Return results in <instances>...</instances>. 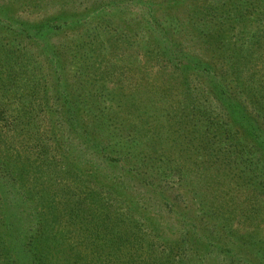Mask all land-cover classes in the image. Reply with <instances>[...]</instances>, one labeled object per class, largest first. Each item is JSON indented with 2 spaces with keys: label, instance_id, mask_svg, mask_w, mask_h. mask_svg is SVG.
Listing matches in <instances>:
<instances>
[{
  "label": "rangeland",
  "instance_id": "rangeland-1",
  "mask_svg": "<svg viewBox=\"0 0 264 264\" xmlns=\"http://www.w3.org/2000/svg\"><path fill=\"white\" fill-rule=\"evenodd\" d=\"M111 1L84 20L86 12ZM4 2L20 21L52 27L26 34L14 47L0 30V103L12 110L10 124L0 129L9 148L4 154L0 146V169L24 163L19 171H28L31 189L41 175V182L61 181L55 189L89 198L94 212L99 206L122 213L127 202L142 259L155 264H264V106L248 97L264 93L262 75L253 61L242 68L247 82L236 86L228 56L238 47L229 27L223 46L207 52L193 20L204 18L196 8L207 10L208 1ZM116 5L120 10L109 23ZM150 7L168 32L139 30L137 43L127 45L121 31L130 33L126 23L137 28ZM160 39L175 49L160 46ZM181 52L209 64L220 84L245 94L237 106L245 123L212 94L206 73L177 67ZM174 54L173 64L164 60ZM70 109L76 113L65 112ZM72 166L74 174L67 172ZM31 195L39 198L41 189Z\"/></svg>",
  "mask_w": 264,
  "mask_h": 264
},
{
  "label": "trees",
  "instance_id": "trees-1",
  "mask_svg": "<svg viewBox=\"0 0 264 264\" xmlns=\"http://www.w3.org/2000/svg\"><path fill=\"white\" fill-rule=\"evenodd\" d=\"M131 1L119 0L118 3L128 2L131 4ZM207 1V10L202 5L196 8V13L201 12L204 18L199 22L196 19L193 20L198 27L197 34L201 36L203 44L208 47L206 48L207 52L213 53L219 45L223 46L222 33L228 27L233 29L235 31L233 33L235 35L234 44L238 47V53L228 57L232 58L230 62L232 71L235 73L236 86L238 87L240 80L247 82L244 80L242 68L254 61L252 66L256 67V73L259 72L262 75L259 82L262 83L263 86L260 87L264 91V0H229L222 4L219 3L221 0ZM214 1L217 2L215 5ZM8 4L4 0H0V30H5L7 39L14 43L13 47L19 45L20 40L24 39L26 34H40L52 27L51 25H34L27 21H20L18 16L11 14L7 7ZM11 4L13 5V3ZM110 4L114 5L111 1L100 5L92 12H86L84 20L87 22L93 13L103 12ZM95 5L98 6L97 1ZM153 9L154 7L148 8V16H143L137 28H132L126 23L125 26L129 27L130 33L122 32V30L120 36L125 38L127 45L133 46L137 43L133 36H142L137 34L140 33L139 30L145 32L148 28H152L153 31L158 28L164 34L168 32V27L163 28L156 23ZM113 10V15L111 11L108 12L112 16L108 18L109 23H113L115 14L120 9L116 5ZM124 11L125 9L122 8V12ZM194 16L191 15V17ZM65 24L59 25L63 27ZM18 34L23 38L18 40ZM162 43L163 41L160 39V46H166V49L170 50L175 49V44H170V40L167 44ZM11 52L13 51L11 50ZM163 53L165 55L166 50ZM173 56V58L168 56V59L164 60L173 64L175 54ZM3 58H9V56ZM179 58L177 67L182 71L193 66L192 68L195 70L206 73L212 81V94L224 101L230 115L231 113L234 117L238 115L237 119L245 123L243 121L245 116H242L237 107L238 102L244 98V93L241 94L228 87V84H220L215 79L218 76L213 68L209 64L206 66L198 58L189 60L184 52H181ZM243 81L239 83L241 87L244 85V83L241 85ZM3 90L5 92L7 89L3 88ZM248 97L255 107L264 106V93L254 92L250 93ZM29 104L31 107V103ZM9 106L8 102L1 101L0 103V129L7 128L11 122L12 115L10 113L12 110ZM98 107L100 106L98 105ZM23 110L27 111L26 108ZM65 112L76 113L74 109ZM136 112L139 110L137 109ZM17 118L19 119V117ZM19 121L26 125L29 123L23 119ZM54 129L55 127H53ZM253 130H255L254 134L259 137L254 125ZM0 146L5 147L2 149L4 154L9 151L7 138L3 133H0ZM98 149L103 152L107 148ZM19 163L21 162L19 161ZM4 165L0 169V264H155L151 258L142 259L144 253L142 252L140 233L137 231L138 226L131 224L134 220L128 219V217L131 218L129 214L132 208L128 209L127 202L126 210L122 213L110 209L108 212L102 211L99 206L94 212L91 208L93 202L89 198L65 195L66 188H64L65 193L62 194V188L55 189L54 187L59 185L57 182L61 181L46 180V182H41L42 175L40 183L36 186L41 189L42 195L35 198V196H30L36 187L30 188L33 184L29 179L28 171L26 169L24 172L19 171V168L25 164H17L19 168L16 166L12 168L8 162ZM72 169L73 166L67 169V172L74 174ZM68 186L71 187L70 184ZM54 192L59 198L53 194ZM14 193L18 194L16 198L12 197ZM35 199H37L36 203H41L42 210H37L38 208L33 204ZM108 205L110 207L113 204ZM133 210L135 214L138 213L137 207H134Z\"/></svg>",
  "mask_w": 264,
  "mask_h": 264
}]
</instances>
